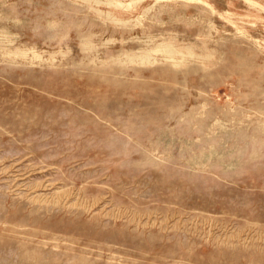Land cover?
I'll return each instance as SVG.
<instances>
[{"label":"rangeland","instance_id":"rangeland-1","mask_svg":"<svg viewBox=\"0 0 264 264\" xmlns=\"http://www.w3.org/2000/svg\"><path fill=\"white\" fill-rule=\"evenodd\" d=\"M0 264H264V0H0Z\"/></svg>","mask_w":264,"mask_h":264}]
</instances>
